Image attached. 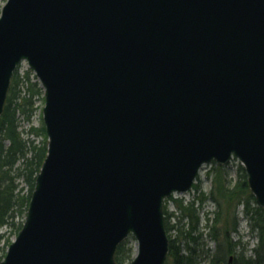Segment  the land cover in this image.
<instances>
[{
	"label": "water",
	"instance_id": "water-1",
	"mask_svg": "<svg viewBox=\"0 0 264 264\" xmlns=\"http://www.w3.org/2000/svg\"><path fill=\"white\" fill-rule=\"evenodd\" d=\"M23 61L48 153L0 264H117L131 235L165 264L164 201L213 161L264 208V0H7L0 115Z\"/></svg>",
	"mask_w": 264,
	"mask_h": 264
},
{
	"label": "trees",
	"instance_id": "trees-1",
	"mask_svg": "<svg viewBox=\"0 0 264 264\" xmlns=\"http://www.w3.org/2000/svg\"><path fill=\"white\" fill-rule=\"evenodd\" d=\"M32 75L31 70L15 72L4 112L0 116V230L3 227L10 228L14 230L15 236L23 227L36 178L48 152L44 126L31 125L27 137L21 129V121L31 123L37 110V101L44 100L43 88ZM38 137H42V141H38ZM237 174L233 184L227 177L226 168L214 165L209 193L199 191L188 203L184 199H171L176 207L174 213L169 212L165 205L166 228L170 239L168 264H199L198 255L191 245H196L204 238L205 233L200 232V211L208 201L215 204L212 218L204 212L206 234L216 243L215 251L208 249L204 252L210 264H226L232 256L233 264H264V208L257 204L251 193L242 165H239ZM18 179L23 180L26 191L20 187ZM195 189L198 190V185ZM239 213L246 218L250 231L257 237L254 247L249 248L240 237ZM19 214L22 219L17 222L15 219ZM235 234H239L238 238ZM2 240L5 243L0 246V262L6 255V248L12 243L0 233V243ZM127 245V242L119 245L115 255L117 264H125L130 256L131 249Z\"/></svg>",
	"mask_w": 264,
	"mask_h": 264
},
{
	"label": "rangeland",
	"instance_id": "rangeland-1",
	"mask_svg": "<svg viewBox=\"0 0 264 264\" xmlns=\"http://www.w3.org/2000/svg\"><path fill=\"white\" fill-rule=\"evenodd\" d=\"M7 0H0V15L2 11L3 5L6 3ZM29 69V66L27 63H22L19 66V72L23 73ZM35 74V73H34ZM32 78L34 80H38L32 75ZM41 86V85H40ZM43 106H44V100L37 101V110L35 115L33 116V119L31 123H28L26 121H21V129L24 131V136L27 137L28 129L31 125L37 126V127H43L44 126V120H43ZM38 141H42V137L37 138ZM241 163L238 161V159H233L229 164L225 166L227 171V177L230 179L233 184L236 182L238 177V168ZM213 166L208 165L203 169L200 177L197 180L198 190L194 188V190H190L189 192L176 194V198L184 199L185 203H188L189 201L193 200L200 192L209 193L212 188V180H213ZM18 182L20 184V187H23V189L26 191L27 186L23 182L22 179H18ZM195 186V185H194ZM193 186V187H194ZM167 209L169 212L174 213L176 211L175 203L174 201L166 202ZM242 209V207H240ZM214 211L215 210V204L212 201H208L205 203L204 208L200 211L201 215V224H200V232H204V238L200 239V241L196 242L197 244L191 245L192 248H195V251L198 255V263L199 264H210V259L208 258L207 254L204 253L208 249L215 251L216 249V243L211 241L210 237H208L207 230L205 229V211ZM22 217H20V214L16 217L15 221L18 222V220H21ZM174 223V221H172ZM187 225V222L184 223ZM0 233H3L5 235L6 239H10L11 241L15 240L14 230L12 231L10 228L3 227L0 230ZM237 234V233H236ZM235 234V235H236ZM239 234L242 238L243 243L249 245V248L254 247L257 244V237L250 231V225L248 224L247 220L243 217L242 213H239ZM238 235L236 237L238 238ZM125 242L128 243L127 248L129 247L131 249L130 256H128L125 264H130L132 260L134 259L136 253H137V242L136 239L133 236H130ZM4 240L1 241L0 246H4ZM8 250V247L6 248V252ZM250 253V251H249ZM170 260V257L167 259L165 264H168Z\"/></svg>",
	"mask_w": 264,
	"mask_h": 264
}]
</instances>
